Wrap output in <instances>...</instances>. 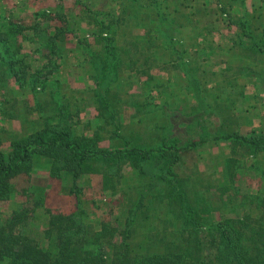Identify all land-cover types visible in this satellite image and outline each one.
Wrapping results in <instances>:
<instances>
[{"label": "trees", "instance_id": "16d2710c", "mask_svg": "<svg viewBox=\"0 0 264 264\" xmlns=\"http://www.w3.org/2000/svg\"><path fill=\"white\" fill-rule=\"evenodd\" d=\"M248 18L239 22L241 30L232 42L230 58H238L249 50L255 53V68L245 63L233 70L209 72L192 67L183 72L187 80L185 89L194 100L193 106L185 111L173 109L172 113L177 116L170 117L164 126L168 133L154 136L157 142L150 145L143 141L133 145L130 138L121 134V119L110 96L116 92L111 88L112 82L114 76L130 70L131 64L137 62L133 58H128V62L119 58L114 61L116 52L123 54L129 49L116 45L110 25L103 27L95 43L86 45L90 52L89 67L92 72L94 69L88 73L94 84L90 94L100 123L93 128L90 121L64 119L63 109L58 106L60 118L55 123L46 121L27 136L13 138L8 150H3L0 140V201L17 193L13 179L30 175L36 157L48 160V179L55 180L60 185V193L71 201L69 208L52 207L45 202L48 194L44 186H33L42 192L22 188L24 200L19 209L5 219L0 213V264H264V196L259 197L260 213L255 216V233L250 235L255 245L250 246L245 242L244 231L232 219L223 217L215 221L212 208L203 204L193 188L187 189L191 178L181 171L182 151L214 141H223L229 148L223 158L227 168L237 161L236 156L264 155V126L247 134L240 133L241 126L249 122H242L245 116L241 114L245 111L242 105L249 97L238 85V79L244 77L257 83L264 99V21L254 24ZM178 29V23L168 25L174 57L170 61L183 68L190 61L191 53L184 55L187 49L178 47L182 46L180 39L175 38ZM148 33L144 35L146 41L154 37L150 36L151 31ZM200 33L195 36L204 37L210 31L205 29ZM18 36V32L9 37L7 31L0 30V45L5 52L12 45L16 46L14 53L20 51L23 37ZM246 40H249L247 47ZM140 43L130 41L135 54L145 47ZM235 45L240 51H233ZM8 64L12 69L15 60H9ZM22 70L26 72V65ZM139 71L151 77L146 71ZM179 128L184 132L176 133ZM99 131L108 133V137ZM104 140H118L122 144L115 146L113 141L102 145ZM127 163L139 180L136 189H132L130 178L123 180L126 188L120 185L119 192L123 191L125 197L121 226H113L102 218L94 221L91 215L94 212L85 207L84 189L78 182L93 171L94 165H103V188L115 190L124 178L122 165ZM132 191L135 197H131ZM40 208L47 215L46 222L40 231L32 234L29 221ZM161 209L170 215L165 218L162 231H150L144 242L136 241V219ZM167 234L171 239L166 238Z\"/></svg>", "mask_w": 264, "mask_h": 264}, {"label": "rangeland", "instance_id": "374dc122", "mask_svg": "<svg viewBox=\"0 0 264 264\" xmlns=\"http://www.w3.org/2000/svg\"><path fill=\"white\" fill-rule=\"evenodd\" d=\"M214 1H209L204 10L195 12L192 20L189 16L193 13L188 8L191 0L180 1L184 6L178 12L173 10V2L178 3V0H0V30L7 31L9 37L15 36L16 32L19 38L23 37L18 53H14L15 45L6 52L0 45V140L3 150H8L13 138L27 136L40 129L46 121L52 124L59 120L58 106L63 109L65 115L61 117L64 119L90 121L93 128L100 123L90 94L94 84L88 73H93L94 69L92 72L89 67L91 63L87 58L90 52L86 45L95 43L103 27L110 25L116 45L129 49L123 54L116 52L114 61L119 58L128 62V58H133V62H141V59L134 58L136 51L130 41L145 40L147 37L144 38V35L151 31L150 36L157 37L164 47L163 51L159 50L166 57L163 63L173 66L176 63L170 59L174 57L167 56L172 43L167 34L169 24L184 23L175 33V38L182 42V46H178L181 49L186 48L184 37L203 33L205 29L210 31V27L212 36L225 33V30L230 33L225 25L232 17L224 15L228 11L221 5L227 0ZM255 9L256 13H244L242 18L247 16L254 24L261 19L264 21V0H255ZM190 22L197 23L191 31L187 26L192 27ZM146 24L153 27H143ZM216 55L222 57L224 54L217 52ZM218 56H214V63H219ZM9 60H15L12 69ZM25 65L26 72L22 70ZM138 68L132 67L135 73L126 70L114 76L111 88H115L112 90L116 92L110 96L121 119V134L130 138L133 145L141 141L150 145L157 142L154 136L168 133L164 126H167L170 117L177 116L172 110L179 108L185 111L193 106L194 100L185 89L187 80L180 68L176 72L171 67L164 72L153 69L149 73L151 77L134 70ZM237 82L244 84L246 92L254 96L255 103L251 101L249 108H242L249 111L246 117L254 118L255 127L264 126V99L260 88L242 79ZM107 98L110 99L109 96ZM246 117L242 122L246 121ZM179 131L184 132L179 128L176 133ZM99 132L108 137V133ZM113 141L115 146L122 144L118 140H104L101 144H113ZM228 153L229 148L223 141L188 148L182 151L184 161L181 171L191 178L187 189L191 191L193 188L203 204L212 208L215 221L223 217L232 219L244 231L245 242L254 246L250 235L255 233V216L260 213L257 207L260 205L259 197L264 196V155L236 156L237 161L227 168L223 158ZM48 167V160L36 157L30 175H19L13 179L17 193L0 201L3 219L19 209L20 202L24 200L20 193L22 188L31 187L36 188V192H42L41 188H33L34 185L45 187L48 194L46 204L71 207L70 198L60 193V185L48 179ZM104 169L103 165H94L93 171L85 174L78 184L84 189L85 207L94 212L91 214L94 221L102 218L120 227L119 220L125 216L122 210L125 197L123 191L119 192L120 185L126 188L123 180L130 178L133 180L132 189H136L139 178L127 163L122 165L124 178L118 182V187L115 190L104 189ZM128 190L131 191V188L128 187ZM131 197H135L134 191ZM169 216L162 209L154 210L148 216L140 215L134 224L135 240L144 242L148 232L162 231L164 220ZM46 218L40 208L36 217L29 221L32 234L44 227ZM166 238L171 239V235L167 234ZM115 242H119V236ZM105 260L108 262L109 258Z\"/></svg>", "mask_w": 264, "mask_h": 264}, {"label": "crops", "instance_id": "0c3cea01", "mask_svg": "<svg viewBox=\"0 0 264 264\" xmlns=\"http://www.w3.org/2000/svg\"><path fill=\"white\" fill-rule=\"evenodd\" d=\"M180 1L182 2V0ZM180 1L178 0V3L173 2L175 4L173 5V10H176L178 12L184 6L183 4L180 3ZM209 1L215 2L214 0H191V2H189L188 8L191 10L190 13H193V15L190 14L189 19L193 20L195 16L194 15L195 12L199 10H204L205 7H208V5L210 4ZM221 5L225 6L229 13V14L225 13L224 15H227L230 18L232 17L231 21L226 22L227 24L225 23L226 24L225 26L227 27V29L230 30V33H226L225 30V33H219V35L212 36L213 30L212 27H210L211 35L209 33L203 37V36H195L196 34H193V36L187 35L186 37H184L186 44L185 47L189 52H191L190 61H188V64L186 66L182 68L177 65L170 66L168 64L163 63V60H166L165 59L166 57H164L165 54L161 53L160 51H163L164 47H162L161 42L158 40L157 37H151V39L147 41L139 40V42H141L140 45H145V47L139 54L134 55V58H136L139 55L141 57V58L139 57V59H141V62L136 64H131V66L139 67L138 69H134V70H143V71H147V73H150L153 69L156 71L159 70L160 72H164V69H167L169 67H171V69L175 68L174 71L176 72V69L180 68L181 74L186 70L191 69L192 67L204 69L205 71H209V72H214V71L218 72L225 68L233 70L236 66L240 67L245 63H249L252 65V68H255L254 52H250L249 50H247V51H243L238 58H234V57L232 59L230 58L231 55L230 52L232 51L230 48L233 47L232 42L233 40L236 39V36L240 34V30H241L239 22L243 21L242 17L244 13L249 12L250 14H252L253 12H255V0H227L225 3L221 2ZM190 24L192 25V27L188 24L187 25L188 29L190 31L191 29L194 30L195 29L194 26H196L197 23L190 22ZM146 25L148 26V29L152 27L150 24H146ZM179 26L183 27L184 23L179 22L178 27ZM235 46L236 48H234L233 51H240L239 49L241 48L238 45ZM247 46H249V40L248 41L246 40V47ZM217 52L223 53L224 55L220 57L216 55ZM241 55L243 56L242 60L238 62ZM167 56L169 57L173 56V53L172 51H170V49H169V55ZM214 56L215 57L218 56L217 58H220L219 63L213 62ZM252 61L253 63H251ZM131 69L128 70V72H133ZM239 79L245 80L247 81L248 84H251L254 87L256 85L259 88L258 84H255L253 80L246 79L244 77ZM238 85L242 88L246 96L249 97L244 101L242 107L249 108L251 105V101L255 103L253 98L254 96L246 92V86L244 84L238 83ZM92 87L93 86H91V88ZM248 112L247 111L241 112V114L245 115L246 117ZM246 120H249V122L248 124L241 126L240 133L247 134L251 130L255 128H259V127H255L254 118L246 117Z\"/></svg>", "mask_w": 264, "mask_h": 264}]
</instances>
